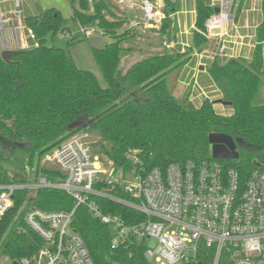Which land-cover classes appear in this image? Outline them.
I'll return each mask as SVG.
<instances>
[{
  "label": "trees",
  "instance_id": "1",
  "mask_svg": "<svg viewBox=\"0 0 264 264\" xmlns=\"http://www.w3.org/2000/svg\"><path fill=\"white\" fill-rule=\"evenodd\" d=\"M242 2L233 0L232 14L239 13ZM71 9V19L82 27L93 26L107 43L101 51L91 49L106 87L93 73L79 69L63 49L46 45L48 35L66 30L58 10L49 8L40 15L25 17V25L36 42L11 58L15 65L6 64L0 56V184L31 180L11 175L4 166L16 151L27 157L28 166L34 170L32 178L62 181V173L40 162L80 131L89 133L90 145L96 148L92 153L117 168H130L131 162L126 159L130 150L137 151L140 166L146 169L163 171L171 164L214 161L208 136L223 134L240 141L239 159L236 163L219 162L235 169L242 180L254 170H264V105L253 104L264 77V11L249 59L215 56L205 69L220 99L231 103L216 109L209 98H203L199 106L188 98L179 101L167 82L172 72L206 50L205 23L213 14L209 0H194L191 45L183 50L167 48L176 41L172 18L176 8L171 0H164L156 34L165 38L158 46L165 43V47L126 70L119 66L132 48L124 45L136 35L122 29L125 22L114 17L106 0H71ZM152 39L153 36L149 38L150 46L154 45ZM78 120L85 122V128L68 131V125ZM95 200L103 213L119 215L127 225L143 220L121 205ZM23 205L70 212L75 201L59 190L39 189L33 196L28 190L16 192L13 208L0 219V242L14 227L2 249V255L13 262L33 256L44 245L25 222L14 225ZM71 226L84 241L93 264H152L143 257L139 242L113 246L110 228L93 218L83 205L76 208ZM213 255V250L199 248L197 261L184 264H212ZM218 264L231 262L222 254Z\"/></svg>",
  "mask_w": 264,
  "mask_h": 264
},
{
  "label": "built area",
  "instance_id": "2",
  "mask_svg": "<svg viewBox=\"0 0 264 264\" xmlns=\"http://www.w3.org/2000/svg\"><path fill=\"white\" fill-rule=\"evenodd\" d=\"M8 1L14 7L0 12V53L23 50L36 42L19 10L20 0H1L0 4ZM232 3L209 1L218 12L205 23L207 37L215 31H219L218 38L227 36ZM141 10L143 16L131 27L158 28V9L142 0ZM80 33L101 37L94 27L80 26ZM225 51L222 45L218 56L228 58ZM197 57L202 60L201 55ZM88 138L89 133L80 131L52 151L50 159L63 174L62 181L32 178L34 170L28 166L24 170L31 175L30 181L0 184V219L13 208L18 191L28 190L33 196L39 189L59 190L75 201L70 212L29 206L25 224L44 245L13 264H93L84 241L71 226L80 205L110 228L113 246L139 242L143 257L152 264L195 263L199 248L213 250L212 264H218L222 254L231 264H264V170H254L242 180L235 169L218 160L171 164L163 171L146 169L140 166L136 150L126 154L130 168H117L107 159L99 161L85 141ZM95 198L121 205L143 220L127 225L121 216L103 213Z\"/></svg>",
  "mask_w": 264,
  "mask_h": 264
},
{
  "label": "rangeland",
  "instance_id": "3",
  "mask_svg": "<svg viewBox=\"0 0 264 264\" xmlns=\"http://www.w3.org/2000/svg\"><path fill=\"white\" fill-rule=\"evenodd\" d=\"M135 1L136 4H134L135 2L130 3L131 10H133L132 14L136 15V17H139V15L142 17L143 16V11L141 10L142 0H135ZM148 1L152 3L151 0ZM177 1L181 9L191 10L193 0H177ZM75 5L76 3L74 2L73 6ZM106 5L111 10V12L114 13L115 18H118L125 22L126 18L124 12H126V10L123 8L124 7L123 5H120L118 3V0H106ZM8 6L9 4L7 3L0 4V12L6 11L8 9ZM49 8H54L61 13V16L64 19L62 25L63 28H65L66 30L64 32L61 31L57 32L54 36L48 35L46 37V45L50 47L63 49L66 52V54L75 62L76 66L79 69L93 73L98 79L99 84L102 87H106V83L102 78L101 73L94 61L90 44L88 43V41L85 40L86 37H84L80 33V26L73 19H71V14H72L71 0H20L19 10L21 11L23 17L40 15L44 10ZM158 12H160L161 14L162 9L158 8ZM104 14H106V12H104ZM190 17L191 15L188 16V21L185 24V26L187 27L190 25L191 22ZM162 18L163 15L162 16L160 15L159 20L161 21ZM128 26L129 25L124 24L122 29L124 28L129 29L130 34H135L136 37L133 40H130V42L129 41L126 42L124 45L126 47H131L132 52L121 60L119 67L122 70H126L130 65H132L136 61H139L149 55H155L160 53L163 47H165V43H163L161 46H158L161 43V41L162 40L164 41L165 39V38L160 39L157 36L156 31L159 27L156 28L155 31H153V29L151 28L146 30L141 28V26L138 27L130 26V28ZM185 26L183 23V27L181 28L182 31H184V29L186 28ZM177 31H179L178 27H177ZM66 33L67 35H64ZM151 36H153V38H158L157 46L154 45L150 46L149 38ZM191 37H192L191 30H189L187 35L184 34L183 36H179V34L177 33L176 41L167 45V48H174L175 50H183L187 46L191 45ZM206 48H207L206 50L207 53L204 51L202 55L205 57L206 56L213 57L216 52L215 48H217V45L210 42ZM205 57L202 60H200L195 54L192 61L189 63L188 67H183L180 70L174 71L167 77L168 87L172 95L179 101L188 98L189 101H191L194 106H199L203 98H209L211 101L220 99L218 90L213 84V81L209 77L207 71L205 69L198 71L196 68V64L198 63H200L201 66H206V67L208 66L210 60L209 58H205ZM253 104L264 105V77L261 80L259 92ZM215 106L217 107L216 109H218L220 105L216 104ZM225 111L228 112L227 109H225ZM81 132H86V131H81ZM85 141L87 142V145L92 151L96 150L95 147L93 146L91 147L90 145L91 143L90 135L88 139H85ZM51 155H52V151L46 154L42 158L40 165L48 168H55L53 161L50 159ZM98 158L100 162L104 161L103 158L99 156ZM4 166L10 172L11 175H17L20 178L31 176V175L27 176L28 174L24 170L25 167H28V163H27V157L21 151H16V153L13 156H11V158L8 161L4 163ZM28 209H29L28 205H23L20 208V210L16 215L14 225L20 224L21 222H25ZM13 229L14 227H11L10 230L5 234V236L0 242V264H13L12 260L2 255L3 246L7 242V239L10 237L11 231H13ZM152 243L155 244V242Z\"/></svg>",
  "mask_w": 264,
  "mask_h": 264
},
{
  "label": "crops",
  "instance_id": "4",
  "mask_svg": "<svg viewBox=\"0 0 264 264\" xmlns=\"http://www.w3.org/2000/svg\"><path fill=\"white\" fill-rule=\"evenodd\" d=\"M151 1L157 9L163 8L162 5H164V0H151ZM171 1L174 3L176 8L175 9L176 12L172 15V18L175 24V28L177 29L178 27L179 29L177 33L179 34V36H183L184 34L187 35L189 30L193 31L194 29V20H195L194 0L192 1L191 10L181 9L177 0H171ZM133 2H135L134 4H136L135 0H118V3L120 5H123L124 6L123 8L126 10V12H124L126 18L125 24L129 25L128 26L129 28L133 23L138 22V20L141 17L140 15L139 17H136V15L132 14L133 10H131L130 3ZM7 4H9L8 10H12V8L14 7L13 3L11 1H8ZM263 11H264V0H243L239 13L237 15L232 14V26L228 27V29L226 30L227 36L223 38H218L217 33H219V31H216L213 36L207 37L208 44L211 42L217 45V48H215L216 52L214 56L205 57L202 55L203 53L199 55L202 56V59L205 57V58H209V60L211 61V59H213L215 56H218L220 46L223 45L226 48L225 54L228 56V58L229 56H233V58L249 59L254 47L255 30L262 20ZM189 15H191L190 17L191 22L190 25L187 27L185 26V24L188 21ZM183 23L184 26L186 27V28L184 27L185 28L184 31H182L181 29L183 27ZM223 31H225V29ZM7 39H8L7 41L12 46L13 43L11 42L13 41V39L10 37V35H8ZM263 60H264V43H263ZM188 65L189 64H187L185 67H188ZM200 67H201L200 63L196 64V68L198 71L200 70ZM203 67L204 69H206V66Z\"/></svg>",
  "mask_w": 264,
  "mask_h": 264
},
{
  "label": "water",
  "instance_id": "5",
  "mask_svg": "<svg viewBox=\"0 0 264 264\" xmlns=\"http://www.w3.org/2000/svg\"><path fill=\"white\" fill-rule=\"evenodd\" d=\"M218 9H214V13H217ZM87 41L91 46V49L96 51H101L104 49L107 45V43L104 41L102 37L94 36V35H88ZM152 42L154 46L158 45V38H153ZM21 52V50H4L0 53L1 59L9 65H15L16 62H12L11 58L18 55ZM204 67L201 66L200 70H203ZM212 103L214 105H222V106H230V102H225L221 99L213 100ZM86 124L83 120H78L70 125H68L67 129L68 131H72L78 128H85ZM98 135V133H97ZM208 143L211 146V158L213 160H219V161H234L235 163L238 162L239 159V153L237 149V144L240 143L239 140H234L232 137L223 135V134H210L208 136Z\"/></svg>",
  "mask_w": 264,
  "mask_h": 264
}]
</instances>
